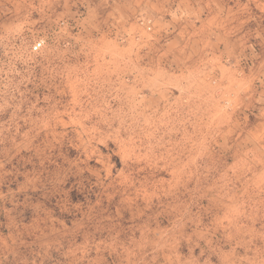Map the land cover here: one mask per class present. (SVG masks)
Masks as SVG:
<instances>
[{"label": "rangeland", "instance_id": "374dc122", "mask_svg": "<svg viewBox=\"0 0 264 264\" xmlns=\"http://www.w3.org/2000/svg\"><path fill=\"white\" fill-rule=\"evenodd\" d=\"M123 1L0 0V264H264V0Z\"/></svg>", "mask_w": 264, "mask_h": 264}, {"label": "crops", "instance_id": "0c3cea01", "mask_svg": "<svg viewBox=\"0 0 264 264\" xmlns=\"http://www.w3.org/2000/svg\"><path fill=\"white\" fill-rule=\"evenodd\" d=\"M149 5V3H144L142 2V0H127V1H123L121 3L122 5V15H123V20L124 23L126 25V34L128 35V44L131 43V41H133V39L136 40V38L141 34V30H142V26H145V23L147 25H149L150 21L152 19H154L153 16H151L148 20H147V15L143 14V12L141 11L143 5ZM160 13V17H157L156 21H154L153 26L156 25L158 26L157 30H161V33L163 32H167L169 29V26L171 25V22L173 21L172 18V13L171 12H165L163 10H161ZM170 15L169 18L166 15ZM144 15L146 16V18H144ZM187 17H185L186 19ZM151 19V20H150ZM146 20V22H145ZM141 22V24H140ZM143 22V23H142ZM203 22H205V20H201L200 27H203ZM194 25H179V27L174 26L170 31H169V43L167 46L171 47L172 50L176 53L174 55H172V57H175L177 59H180L181 57H183L184 55L181 54V52H183L184 49L181 50V48L183 47L182 45H179V43H177V40L181 41V40H185L184 36H187L188 33L191 32L190 37H192L195 33V29H192ZM152 29V27H147ZM180 36V37H179ZM176 48V49H175ZM185 54V53H184Z\"/></svg>", "mask_w": 264, "mask_h": 264}, {"label": "built area", "instance_id": "2783aa9c", "mask_svg": "<svg viewBox=\"0 0 264 264\" xmlns=\"http://www.w3.org/2000/svg\"><path fill=\"white\" fill-rule=\"evenodd\" d=\"M150 29V28H149Z\"/></svg>", "mask_w": 264, "mask_h": 264}]
</instances>
